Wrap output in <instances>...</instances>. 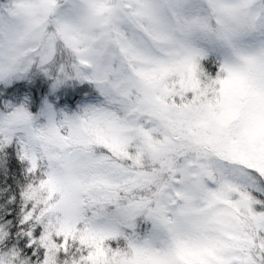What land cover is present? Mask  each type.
Listing matches in <instances>:
<instances>
[{"label": "snow or ice", "instance_id": "snow-or-ice-1", "mask_svg": "<svg viewBox=\"0 0 264 264\" xmlns=\"http://www.w3.org/2000/svg\"><path fill=\"white\" fill-rule=\"evenodd\" d=\"M0 264H264V0H0Z\"/></svg>", "mask_w": 264, "mask_h": 264}]
</instances>
